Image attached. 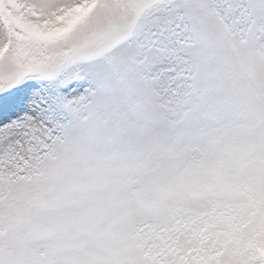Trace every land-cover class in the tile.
<instances>
[{"label": "snow or ice", "instance_id": "1", "mask_svg": "<svg viewBox=\"0 0 264 264\" xmlns=\"http://www.w3.org/2000/svg\"><path fill=\"white\" fill-rule=\"evenodd\" d=\"M0 264H264V0H0Z\"/></svg>", "mask_w": 264, "mask_h": 264}]
</instances>
